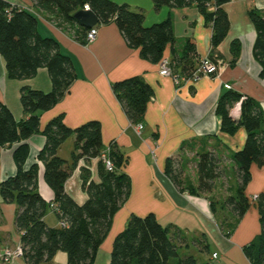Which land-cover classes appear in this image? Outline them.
I'll return each mask as SVG.
<instances>
[{"label":"crops","instance_id":"obj_1","mask_svg":"<svg viewBox=\"0 0 264 264\" xmlns=\"http://www.w3.org/2000/svg\"><path fill=\"white\" fill-rule=\"evenodd\" d=\"M5 1L34 13L38 19L40 35L55 39L61 52L71 58L76 69L77 78L67 95L54 108L42 114L41 130L58 116L73 129L90 121H99L103 151L107 152L114 143L115 150L127 159L123 170L133 181L132 193L125 208L115 216L112 229L99 250L95 264H109L108 256L105 261L100 262L103 248L105 247L108 255L112 254L114 240L126 228L131 212L142 217L154 213L162 226L175 227L189 240L198 238L205 241L210 249L208 254L199 253L198 248L192 244L181 250L187 254L190 248H195L189 254L198 256L202 262L251 264L243 248L261 233L259 212L252 199L264 192V167L252 166L251 182L245 190L251 207L237 221L230 236H227L225 230H222L223 225L235 221V217L232 212L225 210V198L235 194L239 182L237 167L230 159L244 147L247 132L244 128L238 129L234 134L222 131L218 104L223 95L234 92L253 98L264 110V78L262 67L254 57L257 33L250 18L251 11L264 14V0H232L225 5L230 30L216 49L218 58L215 60L221 67L220 72L213 76L191 79L179 69V85L171 77L161 75V62H152L142 56L139 49L131 48L115 22L99 25L96 41L87 44L86 34L89 29L82 27L76 20L65 18L56 9L41 10L33 0ZM111 1L127 4L134 11H143L146 26L172 18L176 42L166 47L163 60L173 61V50L181 54L188 40L194 41L196 45V66L199 60L213 53V29L206 25L205 18L196 6L184 9L163 7L157 11L152 0ZM215 11V7L209 8V12ZM234 43L239 45L237 58L233 55ZM135 76L141 77L154 91L139 124L144 127L140 132L136 129L139 125H133L128 119L113 90L114 83ZM25 86L50 92L52 80L47 69H40L31 79L11 80L7 76L5 60L0 55V100L13 112L17 121L27 119L21 104V89ZM236 109L237 105L231 109L230 116L239 120L241 107L240 110ZM46 141L42 133L27 141L30 153L26 168L38 165V191L46 202L52 203L54 193L45 182L44 164L38 160ZM193 143L202 146L204 150L215 151L225 160L223 166L233 168L235 179L231 177L230 180L234 183L231 187L229 184L222 198L218 196V190H221L220 186H223L225 178L216 181L212 193L193 196L188 189L190 185L197 187L198 181L194 183L187 180L181 190L165 174L167 160L182 155ZM17 147L18 145L0 147V182L17 173L14 160ZM75 147L76 138L73 135L58 151L59 156L71 165L74 163ZM99 161L80 160L65 185L67 193L78 204H83L88 198L83 189L85 172L90 174V180L100 182ZM213 203L216 211L212 210ZM220 208L222 217V212L218 210ZM17 211L18 205L4 203L0 194V251L15 249L21 245V233L15 225ZM224 216L227 218L226 222L223 220ZM45 221L52 228H60L61 222L53 209L48 210ZM215 253L218 254L216 259L213 258ZM65 254L59 252L52 264H59L60 259L61 262L66 260L68 264ZM0 264L27 262L21 257L8 263L0 260Z\"/></svg>","mask_w":264,"mask_h":264},{"label":"trees","instance_id":"obj_2","mask_svg":"<svg viewBox=\"0 0 264 264\" xmlns=\"http://www.w3.org/2000/svg\"><path fill=\"white\" fill-rule=\"evenodd\" d=\"M33 1L39 9H56L70 20H75L74 15L88 6L99 19L95 28L115 22L128 45L139 49L142 56L155 63L163 61L166 47L176 42L171 17L146 26L145 13L134 11L127 4L111 0ZM152 1L157 11L163 7L184 9L196 6L205 18L206 25L213 29V53L209 58L217 62L216 49L230 30L229 17L224 7L232 0ZM210 7H215L216 11L209 12ZM250 18L257 33L254 57L262 67L264 78V14L251 11ZM232 50L237 58L238 43L233 44ZM173 53L171 63L174 73L180 78V69L191 78L201 61L195 65L197 49L194 41L188 40L181 54L176 50ZM0 55L5 60L7 76L11 80L31 79L42 68L47 69L52 80L50 92L28 86L21 89V104L26 120L17 121L13 112L0 100V147L18 145L14 153L17 173L0 182V194L4 203L18 205L15 225L21 233L23 258L27 264H52L55 256L64 252L68 264H95L115 216L132 193V179L123 170L127 159L115 150L113 143L107 155L114 163L115 171L106 170L101 157L104 145L99 121H90L73 129L58 116L41 130L42 114L54 108L67 95L77 78L76 69L71 58L61 52L55 39L40 35L38 19L34 13L5 0H0ZM113 90L130 122L139 125L154 95L153 89L141 77L135 76L114 83ZM239 103L241 116L235 120L230 116V111ZM218 114L222 119V131L234 134L244 128L247 132L244 147L230 159L237 167L239 181L235 194L225 201V210L229 209L235 217V221L226 222L222 228L230 236L237 221L251 207L245 190L251 182L252 166L264 167V110L253 98L228 92L219 101ZM41 133L47 141L38 160L44 164L45 182L54 193L52 203L46 202L38 191V165L26 168L30 153L27 141ZM73 135L76 147L74 163L71 165L59 156L58 151ZM181 156L167 160L165 174L182 190L185 167ZM91 159L100 160V182L90 180V174L85 172L83 189L88 198L83 204H78L67 193L65 185L77 163ZM224 161L215 151L203 150L198 153V186L190 185V194L196 196L212 193L216 181L229 175L223 167ZM252 200L259 212L261 233L243 251L251 264H264V192ZM53 205L57 206V216L60 222L66 224L65 227L52 228L46 223V214ZM212 210L216 211L215 203L212 204ZM189 244L197 247L201 254L209 253V245L205 241L198 238L189 240L175 227L162 226L154 213L143 217L134 214L129 218L126 228L116 236L109 264H211L202 262L193 254H183L182 248Z\"/></svg>","mask_w":264,"mask_h":264},{"label":"built area","instance_id":"obj_3","mask_svg":"<svg viewBox=\"0 0 264 264\" xmlns=\"http://www.w3.org/2000/svg\"><path fill=\"white\" fill-rule=\"evenodd\" d=\"M85 9L91 10L88 6H86ZM97 36H98L97 28L90 29L86 35L87 44L94 43L97 39ZM160 66H161L162 76L171 77L177 85L180 84L181 79L179 78L178 75L174 73L173 68H172V63L170 61L163 60L161 61ZM220 70H221V67L217 62H214L209 57H206V58L201 59L198 69L194 72L191 79H196L201 76L217 75L220 72ZM240 106H241L240 103L237 104L236 110H240ZM143 128L144 127L142 125L136 126V129L138 132L142 131ZM107 154H108L107 152H104L101 156L102 160L105 163V168L108 172H114L115 171L114 163L108 158ZM257 198L258 196L254 197L255 200ZM52 209L55 212L58 210L56 205L55 206L53 205ZM65 225L66 224L64 222L60 223V227H65ZM21 257H23V249L21 245L17 246L15 249L6 248L0 251V260L3 261L4 263H8L16 258H21ZM217 257H218V254L216 253L213 254L214 259H216Z\"/></svg>","mask_w":264,"mask_h":264},{"label":"rangeland","instance_id":"obj_4","mask_svg":"<svg viewBox=\"0 0 264 264\" xmlns=\"http://www.w3.org/2000/svg\"><path fill=\"white\" fill-rule=\"evenodd\" d=\"M205 148L202 149V146H199L198 144H190V146L183 151L182 153V164L184 165L185 167V174L183 176V183H185L187 180L190 181V182H194L196 183V181H198V169H197V155L198 153H200V151L204 150ZM224 169L226 171H228V176L225 178V182L223 183V186H220V189L221 190H218V193L220 192V194L218 195L220 198H222L225 194H226V191H227V187H229V184H230V187L231 185L234 183V181L231 183V177L234 178V170L233 168H231V166H223ZM237 173V172H236ZM186 175V176H185ZM235 179V178H234ZM132 188H133V181H132ZM216 197V199H218L219 197ZM228 196L225 198L227 199ZM226 201V200H225ZM125 207H123L121 210H123ZM132 210V209H131ZM219 212H222L221 208L218 209ZM228 212H229V209H227ZM125 211V210H124ZM221 217L223 216V212L221 213ZM131 215H134L132 212L130 214V217ZM139 216V215H138ZM225 218V219H224ZM223 220L226 222V217L224 216ZM221 221V220H220ZM107 245V244H106ZM104 251L102 252V255H101V258H100V262L101 261H105L106 259V256H108L110 258V254L108 255V252L105 250V247L103 248ZM107 249V248H106ZM195 248H190L189 249V253L193 252ZM211 249L213 250V247L211 246ZM183 254H185V251H181ZM188 254V253H187ZM66 255V254H65ZM196 256V255H195ZM198 257V256H197ZM61 260V259H60ZM60 260H58V263L61 264V263H64L66 264L67 261L66 260H62L63 262H61ZM210 262V261H209ZM213 264V263H212Z\"/></svg>","mask_w":264,"mask_h":264},{"label":"water","instance_id":"obj_5","mask_svg":"<svg viewBox=\"0 0 264 264\" xmlns=\"http://www.w3.org/2000/svg\"><path fill=\"white\" fill-rule=\"evenodd\" d=\"M74 19L82 27L89 30L95 28L99 23V19L97 15L92 10H86V9L77 12L74 15Z\"/></svg>","mask_w":264,"mask_h":264},{"label":"bare ground","instance_id":"obj_6","mask_svg":"<svg viewBox=\"0 0 264 264\" xmlns=\"http://www.w3.org/2000/svg\"><path fill=\"white\" fill-rule=\"evenodd\" d=\"M237 113V111H235V114Z\"/></svg>","mask_w":264,"mask_h":264}]
</instances>
